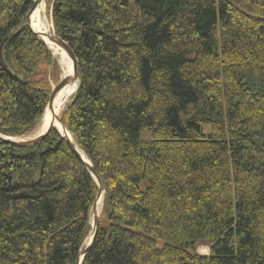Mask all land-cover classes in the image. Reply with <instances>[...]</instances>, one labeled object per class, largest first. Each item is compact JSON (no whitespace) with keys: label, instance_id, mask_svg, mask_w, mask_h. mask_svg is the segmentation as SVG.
<instances>
[{"label":"trees","instance_id":"16d2710c","mask_svg":"<svg viewBox=\"0 0 264 264\" xmlns=\"http://www.w3.org/2000/svg\"><path fill=\"white\" fill-rule=\"evenodd\" d=\"M34 1L0 0L4 135L33 131L60 80L27 25ZM46 9L78 62L61 118L105 189L82 264H264V0ZM98 191L57 129L0 139V264H77Z\"/></svg>","mask_w":264,"mask_h":264},{"label":"water","instance_id":"95a60500","mask_svg":"<svg viewBox=\"0 0 264 264\" xmlns=\"http://www.w3.org/2000/svg\"><path fill=\"white\" fill-rule=\"evenodd\" d=\"M44 0H35L34 1V5L31 8V10L28 12L27 14V25L28 27L31 29V31L36 35V37L42 41L43 43H45L49 48L50 46L47 43V40L51 41L52 43H54L57 47H59L60 49L64 50L65 53L71 58L72 62H73V66H74V71L72 74L70 75H65L63 79H61V82L59 85H56L51 97L48 101L47 104V109H51L54 106V102L56 99L57 94L60 92V90L68 84H74L77 80H78V62L77 59L73 53L72 48L70 47V45L65 42L63 39H61L60 37H58L56 34L54 36H46L45 34H43L42 32H40L39 30H37L36 28L33 27L32 25V16H33V12L35 11V9L38 6H41ZM0 55L2 57L3 62H5V58H4V44L1 46L0 49ZM6 63V62H5ZM45 110V112H46ZM45 114V113H44ZM55 119H59L61 121V123L63 124L64 127V132L67 136H64V138L66 139V141L68 142L69 146L71 147V149L77 154V156L83 161V163L86 165L87 169L90 171L91 175L94 177V179L96 180V182L99 185V192L96 196L95 201L93 202V205L91 207V232L89 233V235L87 236V238L85 239V241L83 242L82 248L80 250L78 259H77V264H82L85 255L90 251L96 237L97 234L99 232V228H100V212H99V203L101 201V197L104 194V186H103V182L101 180V177L99 176V174L96 171L95 166L93 165L92 161L80 150V148L78 147V145L75 143L74 138L70 137L68 134L70 133L67 129V127L65 126V124L62 122V120L55 114L54 117H52L49 127L42 132H39L37 135L32 136V137H23V138H18V137H12V136H8V135H4L2 133H0V139L3 141H6L10 144L16 145V146H25V147H30V146H34L40 142H42L47 134L50 132V130L54 127V122ZM43 119H41L42 121ZM40 121V122H41ZM198 254H201V250L198 248L197 250Z\"/></svg>","mask_w":264,"mask_h":264},{"label":"bare ground","instance_id":"6f19581e","mask_svg":"<svg viewBox=\"0 0 264 264\" xmlns=\"http://www.w3.org/2000/svg\"><path fill=\"white\" fill-rule=\"evenodd\" d=\"M41 8H42V5L38 6L35 9V11L33 12L32 25H33L34 28H36L37 30H39L40 32L43 33V31L41 30V24L39 23ZM43 34H45L47 37L48 36H52V35H49L48 32H44ZM47 43L50 46V49L53 48L56 51V53H60L61 54L64 62L66 63V75L72 74L73 71H74V66H73V62H72L71 58L65 53L64 50H62L59 47H57L51 41L47 40ZM74 85H75V83L74 84L65 85L60 90V92L57 94L52 110L51 109H47L46 110L45 116L43 118L44 125H43V128H42V130L40 132L45 131L49 127V124H50V121H51L52 117H54L55 114L57 115L60 112V110L62 109V106L64 105V102H67L66 101L67 97H70L69 95H71V93L73 92ZM54 123H55L54 125L58 129H60L61 131H64L63 124L60 122L59 119H55ZM68 135L70 137H72L70 133ZM103 196H104V194H103ZM103 196H102L101 201L99 203V209H100L101 202L103 201Z\"/></svg>","mask_w":264,"mask_h":264},{"label":"rangeland","instance_id":"374dc122","mask_svg":"<svg viewBox=\"0 0 264 264\" xmlns=\"http://www.w3.org/2000/svg\"><path fill=\"white\" fill-rule=\"evenodd\" d=\"M39 23L41 24V30L43 31V33L44 32H48V34L49 35H54V32H53V28H52V23H51V20H50V18H49V16H48V14H47V9H46V0H44L43 1V3H42V8H41V13H40V21H39ZM52 51H53V53L55 54V56L58 58V60H59V63H58V65H59V68L55 65L54 67L53 66H51V68H49V70H52V76H59L58 77V79H60L59 80V82L61 81V79H63L64 78V76L66 75V63L64 62V60H63V58H62V56H61V54L60 53H56V51L52 48ZM51 51V52H52ZM53 57H54V55H53ZM54 59L56 60V58L54 57ZM57 61V60H56ZM53 63H54V61H53ZM44 69H45V66H44ZM44 69H43V71H44ZM51 74V73H50ZM52 81H54L53 80V78H52ZM57 83V85H59L60 83ZM55 85H56V82H53V85H52V87H53V89L55 88ZM77 90V83H75V85H74V90H73V92L71 93V95H69L70 97H67V102H64V105L62 106V109L60 110V112L57 114V116L62 120V111L67 107V105L72 101V99L74 98V92ZM39 125H40V128H39ZM43 125H44V122L43 121H41V123H39L38 124V126L33 130V131H28V132H26L25 134H22V135H9V134H6V135H8V136H12V137H18V138H23V137H32V136H34V135H36V134H38V132H39V130L41 131L42 130V128H43ZM204 130H205V132H207L208 130H209V125H205L204 126ZM45 140V139H44ZM43 140V141H44ZM103 206H104V204L102 205V203H101V205H100V209H99V211L100 212H102V210H103ZM100 220H102L103 221V223H104V219H100ZM202 245V244H201ZM201 245H199V249L201 250V254H207L208 253V251H209V248L206 246V245H204V246H201Z\"/></svg>","mask_w":264,"mask_h":264}]
</instances>
